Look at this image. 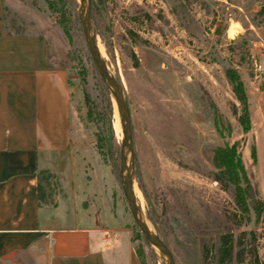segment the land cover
Returning a JSON list of instances; mask_svg holds the SVG:
<instances>
[{"label": "rangeland", "instance_id": "obj_1", "mask_svg": "<svg viewBox=\"0 0 264 264\" xmlns=\"http://www.w3.org/2000/svg\"><path fill=\"white\" fill-rule=\"evenodd\" d=\"M74 1L68 31L46 0H7L6 11L8 23L32 22L37 29L42 22L54 29L55 49L64 51L75 109V202L79 208L85 200L114 206L131 227L134 244L141 246L144 264H168L135 218L126 183L132 161L130 196L175 263L208 264L204 244L215 253L220 234L233 227L238 213L233 189L214 178L215 145L242 141L248 172L264 198V18H254L264 0ZM87 9L91 41L121 83L130 109L133 155L117 100L85 34ZM233 73L247 95L248 131L239 121L242 103ZM98 134L106 142L102 151L96 146ZM254 143L257 160L251 154ZM41 184L44 198H52L54 177L46 172ZM60 195L66 209L73 199ZM244 228L257 229L264 261V211L234 230Z\"/></svg>", "mask_w": 264, "mask_h": 264}, {"label": "crops", "instance_id": "obj_2", "mask_svg": "<svg viewBox=\"0 0 264 264\" xmlns=\"http://www.w3.org/2000/svg\"><path fill=\"white\" fill-rule=\"evenodd\" d=\"M6 5L0 0V264H142L114 206L75 202L73 90L55 30L8 23ZM41 171L53 174L52 198L41 199ZM61 193L73 199L66 209Z\"/></svg>", "mask_w": 264, "mask_h": 264}, {"label": "trees", "instance_id": "obj_3", "mask_svg": "<svg viewBox=\"0 0 264 264\" xmlns=\"http://www.w3.org/2000/svg\"><path fill=\"white\" fill-rule=\"evenodd\" d=\"M46 1L53 13H60L58 19L68 31V25L72 21L75 1ZM261 17L264 18V3L254 14L255 19ZM233 75L234 88L237 97L242 103L239 121L241 122L243 129L248 131L251 128V117L247 95L241 79L238 78L236 73H233ZM85 99L90 106V95L86 91ZM89 113H92L91 108H89ZM98 135L96 146L102 151L103 148L106 147V142H104V136H101L100 134ZM241 147L242 141L237 139L217 144L213 149V161L215 165L214 178L219 181L223 187L233 189L234 203L238 213L234 214L236 218H234L233 227L220 234V242L215 253L212 252L209 244H204L203 257L208 264H264L256 242L258 237L257 229L244 228L239 231L234 230L236 227L250 223L254 212L257 216H260L264 211V198L259 194V191L248 172ZM251 154L253 158L257 160V145L255 143L252 145ZM45 173L46 171H41V176ZM49 175L53 176L51 172H49ZM44 195L45 192L43 191V186L41 184V199H45ZM132 239L134 242V236H132ZM135 248L142 264H144V254L141 250V246L135 245Z\"/></svg>", "mask_w": 264, "mask_h": 264}, {"label": "water", "instance_id": "obj_4", "mask_svg": "<svg viewBox=\"0 0 264 264\" xmlns=\"http://www.w3.org/2000/svg\"><path fill=\"white\" fill-rule=\"evenodd\" d=\"M89 17H90V9H87L86 17H85V34H86L87 40L91 46V49L93 51L94 58H95V61L98 65V68H99L101 74L103 75L104 79L108 82V85H109L113 95L115 96V98L117 100L119 112L121 115V120L123 123L124 137H125L124 139H125V142L131 146V153H132L131 155H133V147H132V139H131L130 109H129L128 103L125 99L121 83L119 82V80H117L111 74V72L108 70L107 66L102 62L99 52L96 50L93 42L91 41ZM132 158H133V156H132ZM132 163L133 162L131 161L129 166L127 167L126 183L128 184L127 192H128L130 203L133 205V209L135 212V218H136L138 224L140 225L141 229L143 230V232L147 236V238L150 240V242L152 244L158 246L159 249H161L166 262L168 264H176L174 257H173V254H172L169 246L167 245V243L162 238H160L155 232H153L151 230V228L147 224L146 218L142 214V211L137 207V205L134 203V201L132 200V198L130 196L129 185H130V181H131Z\"/></svg>", "mask_w": 264, "mask_h": 264}, {"label": "bare ground", "instance_id": "obj_5", "mask_svg": "<svg viewBox=\"0 0 264 264\" xmlns=\"http://www.w3.org/2000/svg\"><path fill=\"white\" fill-rule=\"evenodd\" d=\"M100 50L103 51V48L100 47ZM116 129L120 130L121 129V122H120V118H119V113L118 111H116ZM147 224L149 225L150 228H152V224L150 223V221L146 218Z\"/></svg>", "mask_w": 264, "mask_h": 264}, {"label": "built area", "instance_id": "obj_6", "mask_svg": "<svg viewBox=\"0 0 264 264\" xmlns=\"http://www.w3.org/2000/svg\"><path fill=\"white\" fill-rule=\"evenodd\" d=\"M261 67H262V65L260 64V65H259V68H261Z\"/></svg>", "mask_w": 264, "mask_h": 264}]
</instances>
